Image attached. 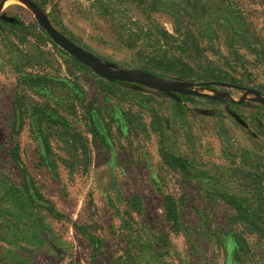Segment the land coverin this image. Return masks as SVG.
I'll return each mask as SVG.
<instances>
[{
	"label": "rangeland",
	"instance_id": "374dc122",
	"mask_svg": "<svg viewBox=\"0 0 264 264\" xmlns=\"http://www.w3.org/2000/svg\"><path fill=\"white\" fill-rule=\"evenodd\" d=\"M35 1L56 30L109 66L140 69L138 53L151 45L176 53L192 68L183 81L208 96L174 101L138 84L102 86L99 75L52 46L24 0H0V16L25 25H0V171L19 181L5 156L16 144L38 191L63 214L26 206V235L19 234L21 218L11 220L0 264H264V240L249 235L218 197H243L264 233V105L250 100L253 91L264 97V0ZM30 77H39L41 90ZM49 97L61 100L57 109L78 146L58 141L53 128H37L31 109L51 107ZM14 100L22 109L17 131ZM92 107L106 144L88 132ZM113 108L123 120L111 116ZM39 136L49 143L54 170L38 164ZM162 150L188 160L197 176L164 167ZM164 194L176 201L175 230L162 216ZM73 223L100 239L95 254ZM232 233L245 239L242 251Z\"/></svg>",
	"mask_w": 264,
	"mask_h": 264
},
{
	"label": "trees",
	"instance_id": "16d2710c",
	"mask_svg": "<svg viewBox=\"0 0 264 264\" xmlns=\"http://www.w3.org/2000/svg\"><path fill=\"white\" fill-rule=\"evenodd\" d=\"M34 3V5L42 10L41 5L39 2L35 0H30ZM0 25L6 26L8 28H14L16 30H24L25 25L22 21H20L16 16H0ZM164 34V33H162ZM45 39L49 40L46 34ZM52 46L57 48L56 50L63 55H68L63 49H60L55 45L52 41H50ZM138 60L141 63V68L144 71H148L157 75L161 76H170L174 77L179 80L190 79L192 77L191 72V65L187 62L182 60L176 53H169L167 50H161L160 47L155 49L151 45V49L145 51V54L142 53V56L138 53ZM69 61L71 64L79 69L86 70L87 72H91V70L79 62L74 57L68 55ZM95 75V73H93ZM97 76V75H96ZM32 84L37 87L39 90L42 89L41 85L38 84L39 77H30L28 78ZM219 81L223 82L224 79H218ZM36 84H35V82ZM63 82L59 80V83ZM99 83L102 86H109V85H126V86H133L136 85L129 82H121L111 79H106L101 77ZM201 88H210L208 85H201L197 84ZM139 86V84H138ZM179 101L182 99L189 98L188 94H176ZM53 97H49L51 99ZM218 98L216 97L215 100ZM53 104L51 107H44L43 104H39L37 106H33L31 109V113L34 115V120L37 125V128H53V132L55 133V137L60 142L66 144L68 142L71 147V143H79L78 138L75 137L74 133L70 131V125L66 122L64 116L61 114L60 111L57 109V104H62L61 100L53 98ZM174 101H177L174 99ZM179 105V103L177 104ZM12 110L14 112L13 115V124L12 129L13 131H17L21 127V120H22V109L21 104L16 103L15 100L12 103ZM93 108V107H92ZM90 110H93V109ZM115 116L120 120L124 119V113L120 109L113 108L111 116ZM88 119L90 121L89 126V133L95 137L97 135L100 138V142L107 143L108 139V132L105 129L104 124L100 121V117L97 111L94 109L93 112H89ZM166 122V119L164 118ZM39 144H40V153H39V162L38 164L41 165L48 171L54 170V161L51 159L49 150V143L46 141L44 137H38ZM8 161L15 167L17 174L19 175L18 182L9 181L4 175L2 171H0V243H4V235H9L8 230H10V222L11 220L16 219V217L21 218L18 221L19 229H21L22 238L25 237V232L28 229L26 226V217L28 216L26 211V206H31L37 208L38 211H44L47 214L51 215L53 218H61L63 216L62 213L57 211L53 203L46 197H44L37 189L33 178L27 173L24 164L20 158L18 153L17 145L11 146L10 150L5 153ZM158 156L160 158V162L164 167L171 171L178 172L181 176L186 178H191L197 176V173L189 167V162L185 158L176 155L172 151L162 150L159 151ZM219 199L222 200L231 210L234 211L233 218L236 222L244 225L247 228H251L249 230V235L258 239L264 240V233L260 232V227L258 224L260 223L259 217L257 214L256 209L248 203L243 197L234 195V194H227V193H219ZM260 197L261 202L264 206V185L260 187ZM132 204L135 206L136 204L140 207L139 198L137 195H133L131 198ZM161 212L164 221L168 224V227L171 230L177 229L178 223V211L176 201L174 200L171 194H164L161 197ZM24 207V208H23ZM17 222V223H18ZM73 227L77 230L87 241L90 245L92 254H95V251L101 247L100 239L93 234H90L83 225H78L73 223ZM4 234V235H3ZM232 241L236 247L240 251L243 250V246H246V241L244 238H240L237 233H232L231 235ZM1 249V245H0ZM242 249V250H241ZM237 258V255H234ZM233 259V257H232Z\"/></svg>",
	"mask_w": 264,
	"mask_h": 264
},
{
	"label": "water",
	"instance_id": "95a60500",
	"mask_svg": "<svg viewBox=\"0 0 264 264\" xmlns=\"http://www.w3.org/2000/svg\"><path fill=\"white\" fill-rule=\"evenodd\" d=\"M24 1L34 9L37 22L43 28L49 38L66 53L87 66L92 72L99 75L100 77L121 82L136 83L163 92L175 100H178L176 94H188L197 96L205 95L193 89V84L188 81L157 75L138 68H119L112 67L103 63L91 52L78 46L64 34L56 30L51 25L43 11L38 9L32 1ZM1 5L2 3H0V7ZM252 94L253 96L250 98L251 101L264 105V97L260 96L257 92L254 91L252 92Z\"/></svg>",
	"mask_w": 264,
	"mask_h": 264
}]
</instances>
